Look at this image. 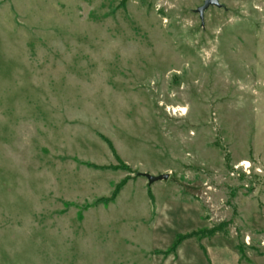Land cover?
<instances>
[{"label": "rangeland", "instance_id": "obj_1", "mask_svg": "<svg viewBox=\"0 0 264 264\" xmlns=\"http://www.w3.org/2000/svg\"><path fill=\"white\" fill-rule=\"evenodd\" d=\"M219 4L0 0V264H264V0Z\"/></svg>", "mask_w": 264, "mask_h": 264}, {"label": "water", "instance_id": "obj_2", "mask_svg": "<svg viewBox=\"0 0 264 264\" xmlns=\"http://www.w3.org/2000/svg\"><path fill=\"white\" fill-rule=\"evenodd\" d=\"M219 0H204V5L199 9V14L201 17H203L204 12L209 9L210 7H220ZM141 176H144L149 184H154L160 181L167 180L169 178V175H161L159 177H154L148 174H141Z\"/></svg>", "mask_w": 264, "mask_h": 264}, {"label": "trees", "instance_id": "obj_3", "mask_svg": "<svg viewBox=\"0 0 264 264\" xmlns=\"http://www.w3.org/2000/svg\"><path fill=\"white\" fill-rule=\"evenodd\" d=\"M193 237H194V235H188L187 237L186 236L180 237L179 238V241H177V243H175L174 249L181 244V243H179L181 240H183V239H186L187 240V239H190V238H193Z\"/></svg>", "mask_w": 264, "mask_h": 264}, {"label": "crops", "instance_id": "obj_4", "mask_svg": "<svg viewBox=\"0 0 264 264\" xmlns=\"http://www.w3.org/2000/svg\"><path fill=\"white\" fill-rule=\"evenodd\" d=\"M229 255H230V257L232 258V252L230 251V249H229Z\"/></svg>", "mask_w": 264, "mask_h": 264}]
</instances>
